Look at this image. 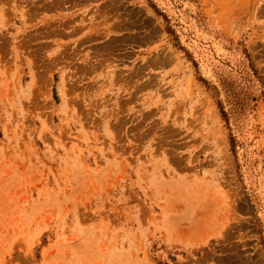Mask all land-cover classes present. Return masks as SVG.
Masks as SVG:
<instances>
[{
	"label": "rangeland",
	"instance_id": "1",
	"mask_svg": "<svg viewBox=\"0 0 264 264\" xmlns=\"http://www.w3.org/2000/svg\"><path fill=\"white\" fill-rule=\"evenodd\" d=\"M0 264H264V0H0Z\"/></svg>",
	"mask_w": 264,
	"mask_h": 264
}]
</instances>
